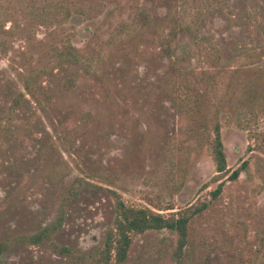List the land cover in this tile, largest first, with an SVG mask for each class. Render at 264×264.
Listing matches in <instances>:
<instances>
[{"label": "rangeland", "instance_id": "obj_1", "mask_svg": "<svg viewBox=\"0 0 264 264\" xmlns=\"http://www.w3.org/2000/svg\"><path fill=\"white\" fill-rule=\"evenodd\" d=\"M76 178L93 186L51 237L74 253L101 247L114 191L163 214L208 203L185 264H264V0H0V264H77L16 242ZM175 241L147 230L123 264H175Z\"/></svg>", "mask_w": 264, "mask_h": 264}, {"label": "trees", "instance_id": "obj_2", "mask_svg": "<svg viewBox=\"0 0 264 264\" xmlns=\"http://www.w3.org/2000/svg\"><path fill=\"white\" fill-rule=\"evenodd\" d=\"M71 60H76L72 54L67 52ZM184 131H181V134ZM212 159L215 163L216 172L225 170V156L220 140L218 126L214 127V134L210 141ZM245 163L242 164L244 166ZM240 169H236L230 175L236 178ZM93 185L81 178H76L68 187L66 196L60 202L54 219L42 229L27 235L17 237L16 242L20 245H46L53 252L71 257L77 264H123L127 256L133 238L147 230L167 229L175 232L176 241L172 253L175 264H185L184 253L187 244L188 224L198 213L205 210L208 203L202 202L199 205H190L181 211L163 214L153 211L147 207H135L125 204L114 191L110 194L114 201L115 216L112 226L107 229L103 243L94 254L84 256L74 253L68 247L58 245L51 241L53 233L62 225L64 208L70 198H74L81 188H89ZM220 184L212 191V197L219 193ZM165 210L172 209L165 207ZM6 249L5 243H0V251ZM218 253L205 254L197 264H220Z\"/></svg>", "mask_w": 264, "mask_h": 264}]
</instances>
